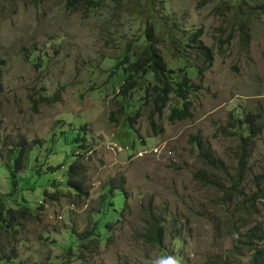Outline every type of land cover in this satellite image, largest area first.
Returning a JSON list of instances; mask_svg holds the SVG:
<instances>
[{"label":"rangeland","instance_id":"obj_1","mask_svg":"<svg viewBox=\"0 0 264 264\" xmlns=\"http://www.w3.org/2000/svg\"><path fill=\"white\" fill-rule=\"evenodd\" d=\"M147 29L175 72L172 81L181 82L183 70L200 89L189 97V120L170 122L183 106L176 95L156 111L153 76L138 79L127 100L119 97L116 65L127 55L139 60ZM200 44L212 53L209 68ZM0 59L7 63L0 167L22 140L47 147L52 131L70 127L86 138L71 153L79 154L87 194L53 195L16 236L1 234L0 254H10L12 264L82 262L57 260L63 250L54 241L86 231L110 185L127 193V206L110 241L81 256L87 264H250L253 252L230 258L229 251L254 227L264 237V0H103L101 8L18 1L0 14ZM54 95L57 103L32 109L31 97ZM247 115L256 117V136L236 123ZM0 192H12L5 171ZM149 214L165 219L164 247L137 241ZM254 245L264 249V241Z\"/></svg>","mask_w":264,"mask_h":264},{"label":"trees","instance_id":"obj_2","mask_svg":"<svg viewBox=\"0 0 264 264\" xmlns=\"http://www.w3.org/2000/svg\"><path fill=\"white\" fill-rule=\"evenodd\" d=\"M18 1L33 2L36 4L43 3L44 0H0V14L7 11ZM103 0H67L68 8H75L78 5L101 8ZM148 45L140 54L139 60L131 62L127 55L116 69L122 76V86L119 97L127 100L139 88V80L143 77L153 76L156 81L154 86L155 99L153 104L156 111L161 115L166 109L171 95H176L183 102L182 109H174L169 120L171 123L176 121L183 122L191 118L192 103L189 97L200 89L193 85L188 74L183 73L181 82L175 83V72L168 69L165 64L161 51L154 43V29H147L146 34ZM201 30L191 39V43L196 45L200 43ZM199 52L204 58V64L207 68L212 65V53L210 49L199 46ZM6 61L0 59V88L3 84L4 69ZM203 70H198V75L202 76ZM149 87L146 92L149 91ZM32 109L36 112L39 104L45 103L52 105L58 102V96H41L40 100H34L31 97ZM256 117L247 115L243 121H236L238 125H247L248 130L256 136L259 132L254 120ZM63 144L58 147L59 141ZM46 142L47 147L41 140H22L18 142L15 149L11 151L8 159V165L0 167V171H5L7 179L11 185L12 192L2 194L0 192V235L16 236L20 229L28 222L36 221L39 213L37 209H42L44 202L52 199L53 195L65 196L66 194H87L85 191V173L80 166V160H77L79 154H73L72 147L81 145L86 142L84 132H79L71 127L62 130L61 128L51 132L50 139ZM46 152V153H44ZM63 153V155L61 154ZM249 154L245 153L241 160V168L247 165ZM71 161L70 166L61 178L56 174L65 167L66 162ZM49 196V197H48ZM127 193L122 192L113 185L108 186L104 194L100 197L99 205L91 209L88 215L87 230L81 233L70 232L66 235V241L58 243L54 241L58 250L62 249V256L57 260L77 259V264H87L81 257L87 250L99 246L103 242H109V232L112 227L122 218L123 212L127 206ZM145 230L137 236V241L151 247H164L167 239L165 229V219L153 214L147 215L145 219ZM260 230L257 227L252 228L244 236L243 240L235 245L229 251L230 258L243 255L244 250L253 252L250 264H264V249H258L254 245V240L264 241L261 237ZM16 252V248L11 249ZM14 258V257H13ZM10 254H0V264H12ZM74 261V260H73ZM76 262V261H75ZM205 264H234L224 261H211Z\"/></svg>","mask_w":264,"mask_h":264}]
</instances>
